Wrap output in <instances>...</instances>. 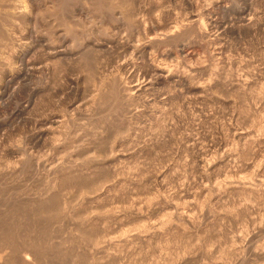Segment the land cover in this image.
I'll list each match as a JSON object with an SVG mask.
<instances>
[{
    "label": "rangeland",
    "instance_id": "obj_1",
    "mask_svg": "<svg viewBox=\"0 0 264 264\" xmlns=\"http://www.w3.org/2000/svg\"><path fill=\"white\" fill-rule=\"evenodd\" d=\"M170 31L133 91L121 45ZM0 238V264H264V0H0Z\"/></svg>",
    "mask_w": 264,
    "mask_h": 264
},
{
    "label": "bare ground",
    "instance_id": "obj_2",
    "mask_svg": "<svg viewBox=\"0 0 264 264\" xmlns=\"http://www.w3.org/2000/svg\"><path fill=\"white\" fill-rule=\"evenodd\" d=\"M59 3V2H58ZM111 5V4H110ZM120 5V4H119ZM135 14V13H134ZM197 18V17H196ZM193 21V20H192ZM141 24V23H140ZM222 25V24H221ZM220 25V26H221ZM224 26V25H223ZM83 28V27H82ZM218 28H219V26H218ZM130 29V28H129ZM176 30V29H175ZM172 32H173V30H171ZM170 31V32H171ZM93 32V31H92ZM103 32V31H102ZM138 32V31H137ZM170 32H168L167 34H166V32L165 33H162V35H161V37H149L146 41H144V40H142V43L141 42H139V44H137L138 42H134V43H136V44H131V43H129V42H127V43H124V44H122L121 45V48H122V50L124 51V52H128V55L129 56H131L130 58V60H129V57L128 58H125L126 56H125V54H121L122 56H125L124 58L122 57V63H124L125 65H130V70H131V73L129 72L130 70H128V72L131 74L130 75V79H128L129 80V87H131V88H133V91H137V90H140V89H142V88H144L145 89V87L147 88V86H148V84H150V78H149V73L150 72H153V73H158V74H162L164 71H165V68H164V66L162 65L161 66V64H158V61H157V63H154L153 62V60H156V59H153L152 60V57H150L151 59H149V55H147L148 54V52H149V50H148V46H149V44L151 43V42H153V41H157V40H161L162 38L163 39H165V38H167V36H169L170 37V35L172 36V34L174 33H170ZM177 31H175V33H176ZM161 33V32H160ZM174 33V34H175ZM135 35V34H134ZM174 36V35H173ZM168 37V38H169ZM180 37V36H179ZM90 38V37H89ZM131 39V38H130ZM146 39V38H145ZM98 40V39H97ZM129 41V40H128ZM125 42V41H124ZM132 42V41H131ZM85 50V49H84ZM148 50V51H147ZM109 51V50H108ZM150 54V53H149ZM139 55V57H136V56H138ZM140 55H141V57H142V59H143V61L144 62H146L147 63V66H148V71L147 70H142V71H140V72H135V70H136V68H138V66L137 65H139V64H136V62L134 61V60H132V57H133V59H135V57L136 58H140L141 59V57H140ZM150 56H151V54H150ZM154 58V57H153ZM160 58V57H159ZM141 59V60H142ZM160 59H162V58H160ZM87 60V59H86ZM96 62V61H95ZM156 62V61H155ZM86 64V63H85ZM121 65H123V64H121ZM120 65V66H121ZM128 67V66H127ZM93 69V68H92ZM145 69V68H144ZM168 70V69H167ZM93 71V70H92ZM149 72V73H148ZM89 74V73H88ZM152 74V73H151ZM90 75V74H89ZM104 75V74H103ZM129 76V75H128ZM168 76V75H167ZM73 78V77H72ZM86 78V77H85ZM102 78V77H101ZM93 80V79H92ZM89 81V80H88ZM152 81V80H151ZM99 82V81H98ZM104 82V81H103ZM190 82V81H189ZM97 83V82H96ZM100 86V85H99ZM128 86V85H127ZM98 88V87H97ZM126 89H129V88H126ZM135 89V90H134ZM124 91H126V90H124ZM128 91V90H127ZM130 92V91H129ZM129 92H126V94L129 96L130 94H129ZM96 93V92H95ZM125 94V93H124ZM133 94V93H132ZM94 95H96V94H94ZM134 95H137V94H134ZM126 96V95H125ZM107 98V97H106ZM121 109V108H120ZM124 118V117H123ZM57 123V122H56ZM124 130V129H123ZM126 131V130H125ZM124 132V131H123ZM116 136V135H115ZM92 145V144H91ZM100 151V150H99ZM111 151V150H110ZM105 154V153H104ZM80 155V154H79ZM86 155V154H85ZM67 156V155H66ZM87 163V162H86ZM54 164V163H53ZM73 164V163H72ZM197 164V163H196ZM204 166V165H203ZM32 172V171H31ZM38 173V172H37ZM47 175V174H46ZM105 183V182H104ZM36 187V186H35ZM91 188V187H90ZM85 189V188H84ZM64 190V189H63ZM34 198V197H33ZM63 199V198H62ZM73 201V200H72ZM37 203V202H36ZM61 204V203H60ZM69 205V204H68ZM52 206V205H51ZM40 208V207H39ZM50 208H52V207H50ZM180 208V207H179ZM42 209V208H41ZM68 209V208H67ZM54 210V209H53ZM46 215V214H45ZM78 216H80V215H78ZM59 217V216H58ZM184 217V216H183ZM186 217V216H185ZM184 217V218H185ZM77 218V217H76ZM62 219H64V218H62ZM78 219V218H77ZM53 222V221H52ZM81 222V221H80ZM4 232V231H3ZM8 238V237H7ZM1 239V238H0ZM198 239V238H197ZM231 239V238H230ZM37 241V240H36ZM34 242V241H33ZM12 243V242H11ZM28 243V242H27ZM31 243V242H30ZM26 244V243H25ZM34 246V245H33ZM32 246V247H33ZM43 246V245H42ZM45 247V246H44ZM47 247V246H46ZM19 248V247H18ZM31 248V247H30ZM42 248V247H41ZM45 251V250H44ZM54 251V250H53ZM39 252V251H38ZM50 252V251H49ZM58 252V251H57ZM42 254V253H41ZM44 254V253H43ZM46 254V253H45ZM201 254V253H200ZM32 255V254H31ZM51 255V254H50ZM53 255V254H52ZM17 256V255H16ZM28 256V255H27ZM259 256V255H258ZM26 258V257H25ZM40 258H41V256H40ZM43 258V257H42ZM10 259V258H9ZM35 260H36V258H34ZM38 259V258H37ZM31 260V259H30ZM40 260V259H39ZM37 261V260H36ZM43 261V260H42ZM38 262H40V261H38ZM80 262V261H79ZM46 263V262H45ZM44 264V263H43ZM48 264V263H47ZM80 264V263H79Z\"/></svg>",
    "mask_w": 264,
    "mask_h": 264
}]
</instances>
